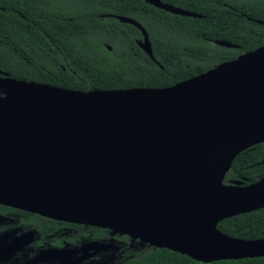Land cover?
I'll return each mask as SVG.
<instances>
[{
	"label": "water",
	"instance_id": "water-1",
	"mask_svg": "<svg viewBox=\"0 0 264 264\" xmlns=\"http://www.w3.org/2000/svg\"><path fill=\"white\" fill-rule=\"evenodd\" d=\"M138 26L139 45L153 59ZM213 108L220 113L196 140L168 136ZM262 140L264 44L163 87L83 91L2 75L0 205L107 229L202 263L262 257L264 238L217 228L222 219L264 208V177L223 183L238 152Z\"/></svg>",
	"mask_w": 264,
	"mask_h": 264
},
{
	"label": "trees",
	"instance_id": "trees-1",
	"mask_svg": "<svg viewBox=\"0 0 264 264\" xmlns=\"http://www.w3.org/2000/svg\"><path fill=\"white\" fill-rule=\"evenodd\" d=\"M162 1L201 17L171 14L144 0H0V76L83 91L163 87L264 43V24L258 21L264 22V0ZM103 13L141 21L162 68L135 45L133 26ZM202 37L229 39L239 47L223 48ZM231 172L253 181L264 164L241 152ZM217 228L236 238H264V208L222 219ZM77 229V235L94 239L108 235L94 226ZM111 236L120 254L94 264H264V256L202 263L166 248L139 247L125 235Z\"/></svg>",
	"mask_w": 264,
	"mask_h": 264
},
{
	"label": "flooded vegetation",
	"instance_id": "flooded-vegetation-1",
	"mask_svg": "<svg viewBox=\"0 0 264 264\" xmlns=\"http://www.w3.org/2000/svg\"><path fill=\"white\" fill-rule=\"evenodd\" d=\"M160 2L167 3L169 5H172L180 9L187 10L185 8L175 6L173 4H170L162 0H160ZM161 10L166 11L164 9ZM166 12L175 15H180L170 11H166ZM100 16L110 17L123 24H128L133 26L137 31L136 36L133 37V41L139 49H141L139 45V41H143V34L138 24L141 25V27L145 30V32L148 35L150 48L153 51V46L149 37V33L145 28V26L143 25V23L139 21L137 18L124 14H118V13H103ZM181 16H185V15H181ZM121 17L130 18L134 21V23L129 21H122L120 19ZM202 38L205 42L209 44L218 45L227 49H238L239 47L236 43L230 41L229 39H221L214 37H202ZM214 41H226L229 42L231 46L220 45L215 43ZM104 46L108 50L112 49L111 45L109 44L104 43ZM242 53L245 52L236 53L233 57L217 62L210 68L222 62L231 61ZM152 60L162 68L159 61L155 59L154 55ZM241 152L242 153L246 152L250 159L255 160L256 164L259 163L264 164V140L253 143L247 146L246 148L242 149L233 158V160ZM231 165L223 177V183L225 185H230L234 182H238L240 185L246 186L257 182L260 178L264 177V173H263L258 175L255 180L248 181V178L244 175L240 174L238 176H235L233 174V172L235 171L231 172ZM239 172L244 173V170L239 168ZM78 225L80 224L54 220L40 216L35 213L17 209L14 207L0 205V264H64V262L65 263L67 262V264H93L91 262V259L87 257L88 252H90L87 249L88 247L91 246L89 244L94 240L95 241L110 240L112 236L109 230L107 237L104 236L94 239L91 235L80 236L77 235ZM83 226H87V225H83ZM65 231L71 233L73 232V233L72 235L69 236L65 234ZM78 236L80 237L78 238ZM113 236H120V235H113ZM67 238H71V240H68ZM85 242H89V244L85 245L84 244ZM64 244L65 246H63ZM109 250L110 249L106 251L109 252Z\"/></svg>",
	"mask_w": 264,
	"mask_h": 264
},
{
	"label": "bare ground",
	"instance_id": "bare-ground-1",
	"mask_svg": "<svg viewBox=\"0 0 264 264\" xmlns=\"http://www.w3.org/2000/svg\"><path fill=\"white\" fill-rule=\"evenodd\" d=\"M220 110V108H213L203 112L197 120L184 124L181 128H175L167 134L173 139L184 140L182 142L188 143L189 140L194 141L201 136V133L205 132L206 124L211 123L216 119ZM162 137H164V135Z\"/></svg>",
	"mask_w": 264,
	"mask_h": 264
},
{
	"label": "rangeland",
	"instance_id": "rangeland-1",
	"mask_svg": "<svg viewBox=\"0 0 264 264\" xmlns=\"http://www.w3.org/2000/svg\"><path fill=\"white\" fill-rule=\"evenodd\" d=\"M72 233L68 232V231H65V234L69 235V236L72 235ZM98 242H101V243H104V244H110L112 246V248L109 247L108 249H110V250L108 252L104 248L96 249L97 248L96 246L88 247L87 250H89L90 252H88L87 257H89V259H91V262L93 264L96 263V262L105 263L104 261L110 262V260L112 258H115V257H117V255L120 254V252H118L119 248L117 247L118 241L115 238H111L110 240H107V241L105 240V241H98ZM87 243H89V242H85L84 244H87ZM134 243H136L139 247H143V245L138 244L136 241H134ZM63 246H65V244ZM91 251H93V252H91ZM64 264H67V262L66 263L64 262Z\"/></svg>",
	"mask_w": 264,
	"mask_h": 264
}]
</instances>
